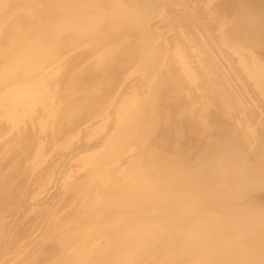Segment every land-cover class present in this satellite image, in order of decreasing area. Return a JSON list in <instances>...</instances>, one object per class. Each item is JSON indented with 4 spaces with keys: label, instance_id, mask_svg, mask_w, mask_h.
Segmentation results:
<instances>
[{
    "label": "bare ground",
    "instance_id": "obj_1",
    "mask_svg": "<svg viewBox=\"0 0 264 264\" xmlns=\"http://www.w3.org/2000/svg\"><path fill=\"white\" fill-rule=\"evenodd\" d=\"M57 1L0 0V93L10 83L39 81L41 69L59 61L62 72L48 84L62 103L61 132L80 115L101 113L112 99L116 76L123 72L142 70L151 88L146 98L131 95L118 107L111 146L106 154L94 158L98 168L88 173L78 191L74 189L88 192L86 206L70 210L62 219L63 233L38 245L21 264H264V158L252 156L244 139L235 136L230 121L226 132L212 135L211 123L199 122L203 109L193 104L198 94L188 97L185 88L189 87L183 81L184 76L194 75L184 65L175 64L172 53L165 51L148 28L162 4L158 0ZM202 2L204 8L213 10L217 27L226 28V32L221 28L225 40L262 53L260 60L252 53L243 54L240 62L247 76L256 81L264 107V0ZM14 11L20 15L16 22L10 18ZM161 60L166 68L156 78ZM216 84L215 89L221 90L222 83ZM25 94L21 91L9 100L17 103ZM221 105L219 110L206 112L209 120L215 110L223 109ZM26 137H20L21 141ZM20 145L16 155L12 154L15 161L11 158L16 172L27 155V143ZM130 148L141 149L139 160L123 171L119 168L120 172L106 170L117 155ZM7 152L4 158L10 156ZM10 174L7 182L16 176ZM97 192L100 198L95 200ZM99 239L103 243L95 244Z\"/></svg>",
    "mask_w": 264,
    "mask_h": 264
},
{
    "label": "rangeland",
    "instance_id": "obj_2",
    "mask_svg": "<svg viewBox=\"0 0 264 264\" xmlns=\"http://www.w3.org/2000/svg\"><path fill=\"white\" fill-rule=\"evenodd\" d=\"M158 1L162 4L161 8L163 9L159 12L161 15H157L159 16L158 18L163 20L161 22V20L157 18V15L151 18L149 21L153 20L152 22L156 23L152 24L151 22L150 25V22H148L149 31L157 36L160 43L162 42L167 53H172L170 55H172L175 64L184 65V67H187L186 69L194 75L192 78L184 76L183 81H187L185 83L186 86L189 87L185 88L187 91H185V93L188 97L194 95L196 98V95L198 94L196 98L197 103L193 102V104L197 109L204 110L200 111L203 113V116L200 117L199 122L202 124L211 123L212 127L210 134L212 135L226 132V130L229 129L228 121H230L229 126L230 128L234 126V130H232L234 131L235 136L244 139L243 144L251 149L252 156L257 158V160L258 158L263 159V99L258 92L256 81L247 76L240 62L242 58L241 55L243 54L248 56L253 54L252 56L254 58L257 57L256 59H259V56H262V53L254 50L250 46L234 44L229 39L225 40L227 39V36L224 35L226 33L221 32H223L222 29L226 32V28L217 27L213 10L211 8H204L202 0H198L199 3L198 1H195L196 4H198L197 6L194 0ZM161 1L163 3H161ZM187 1L189 2L186 3ZM190 1H193L194 3ZM57 3H61V0L57 1ZM195 8H197V10ZM19 16V11H14L10 18L13 22H16V20L19 19ZM208 24H212V26H209ZM204 25L208 27H204ZM201 34L205 39L201 37ZM222 35L225 37H222ZM183 40H185V42ZM211 45L214 49L216 48L215 50L213 49V52V47H210ZM223 50L225 51L224 54L222 52ZM214 51L217 53L216 55H219L215 56ZM230 54L231 58L229 56ZM227 58L232 61H227ZM92 59L95 60V57H92ZM162 61L163 60H161L158 66L159 70L157 68L155 69V71L157 70L154 73L156 78L160 77L165 71L164 69L166 67H164V61ZM221 62L224 65H221ZM55 63H57V65ZM59 64V61H55L54 63H50L51 66L48 64L45 68L41 69L42 73L40 72L41 75L39 74L40 78H38L40 82L43 81L42 85L38 80L24 81L16 84L10 83V85L4 90L5 92L0 93V129L4 130L0 133V188L3 186V188H1L2 190H0V192L3 191L0 193V264H21L25 260H29V257H31V254L38 245L52 237L56 238L58 234L63 233L62 219L65 216L70 215L72 211L76 212L78 209L86 206L88 200H90V197L87 196L88 192L86 193L84 188H80V193L74 191V189L78 191V188L83 179L85 180L88 173L98 168L97 164L93 163L94 158L106 154L109 146H111L112 138L115 136L119 120L118 109L120 108L122 101L131 95H135V97L139 99L146 98V95H148L147 90H150L151 88V85L145 81L146 79L142 70L133 72H130L129 70L130 73L123 72V74L121 73L119 76H116L118 84H116L117 86L113 91L112 99L107 106L103 107L101 110L102 112L100 111L101 113L96 116L94 114L91 116L80 115L77 119H74L72 123L64 125L62 131L58 132L62 103L55 92L51 90L54 89V87L49 84H51L50 80L54 81L61 74L62 69ZM217 66L220 71L217 69ZM203 67L204 69H202ZM44 70L47 71L45 72ZM234 71L239 72L241 75L239 73L238 75H235L236 72L234 73ZM212 73L216 75L219 74L214 76V79L218 81V84L214 81ZM2 75L3 73L0 72V86L2 85ZM230 76L233 77L230 78ZM242 79L244 81L246 80V84ZM199 82H201V84ZM221 83L223 86L221 87L222 89L220 90L218 87L216 90L214 84L220 86ZM11 84L13 85L11 86ZM40 88H43V90H40ZM191 89H194L193 92ZM21 91L26 92L25 97L23 96L22 100L17 101V103H13L12 100H9L11 98L10 96L15 97ZM254 93L256 95L258 94L257 98H255L256 95ZM218 95L221 101L218 99ZM215 100L218 101V103L215 102ZM226 100L229 101V103H226ZM230 102L232 104L231 107L234 110L229 106ZM260 104L263 108H261ZM214 105L215 107H213ZM220 105L221 108L223 107L220 112H224L227 116L216 111L220 109ZM111 107H113V110L110 109ZM212 108L216 109L214 112L215 116L213 119L209 120L206 116V112ZM3 112L6 114L5 116L3 115ZM218 113L222 114V117ZM48 114L51 115L49 116ZM228 116L229 118H227ZM27 123L31 126L27 125ZM24 136L27 137L24 141H21ZM4 141H6V143ZM23 142H26L28 145L26 149L27 157L25 154V157H20V159H23V162L20 160L21 165L16 172L14 169L15 167L12 165L13 161L16 159L13 155H16V151ZM4 143L5 145H1ZM7 150L10 152V156L13 154L12 157L8 155L7 158H4L7 156L6 154L4 155V152H7ZM139 150L141 151V149L138 148H130L127 150L128 152L125 151L120 153L119 156L117 155L116 158L106 166V170L113 171L117 169L116 171L119 172V168H121V171L125 170L128 164L140 159L141 152ZM11 158H14L13 161ZM188 165L189 164L187 163L186 166ZM10 172H12V176L16 173V176L11 182H7L11 177ZM3 181L6 185L5 183L3 184ZM75 183L76 185H73ZM74 186L76 188H74ZM4 192L8 197L5 196L6 194ZM99 198L100 194L97 192L95 194V200H98ZM2 200L5 201L3 202ZM72 206L75 207L73 208ZM91 209L89 210V214L92 213ZM48 241L50 242L51 239ZM101 243H103L102 239L95 242V244Z\"/></svg>",
    "mask_w": 264,
    "mask_h": 264
}]
</instances>
